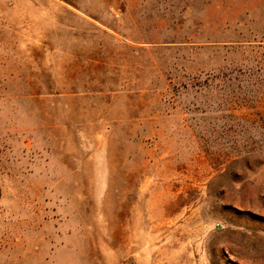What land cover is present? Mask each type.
Masks as SVG:
<instances>
[{
	"label": "rangeland",
	"instance_id": "1",
	"mask_svg": "<svg viewBox=\"0 0 264 264\" xmlns=\"http://www.w3.org/2000/svg\"><path fill=\"white\" fill-rule=\"evenodd\" d=\"M0 264H264V0H0Z\"/></svg>",
	"mask_w": 264,
	"mask_h": 264
}]
</instances>
